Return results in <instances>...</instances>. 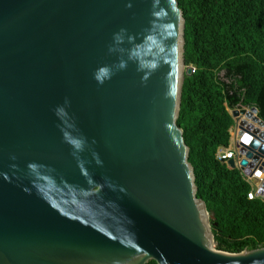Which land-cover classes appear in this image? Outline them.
<instances>
[{
	"label": "water",
	"instance_id": "95a60500",
	"mask_svg": "<svg viewBox=\"0 0 264 264\" xmlns=\"http://www.w3.org/2000/svg\"><path fill=\"white\" fill-rule=\"evenodd\" d=\"M183 29L177 0H0V264H264L216 250L196 197ZM251 112L264 128L230 115ZM239 130V171L264 172V133Z\"/></svg>",
	"mask_w": 264,
	"mask_h": 264
},
{
	"label": "trees",
	"instance_id": "16d2710c",
	"mask_svg": "<svg viewBox=\"0 0 264 264\" xmlns=\"http://www.w3.org/2000/svg\"><path fill=\"white\" fill-rule=\"evenodd\" d=\"M184 20L177 126L188 148L196 197L208 213L214 248L264 247V202L215 153L229 144L230 111L254 107L264 122V0H177ZM148 264H156L151 261Z\"/></svg>",
	"mask_w": 264,
	"mask_h": 264
},
{
	"label": "built area",
	"instance_id": "2783aa9c",
	"mask_svg": "<svg viewBox=\"0 0 264 264\" xmlns=\"http://www.w3.org/2000/svg\"><path fill=\"white\" fill-rule=\"evenodd\" d=\"M191 72H194L193 68H192ZM234 119H233V122H234ZM236 119L239 120V122L237 123V138H236V140L234 142H231L229 139V144L227 147H219L215 153V158L218 162H220L221 164H224L227 168H229V166L227 164L228 161H230V160L234 161L235 165H236V169L239 171V169H238L239 159L237 158V153H238V149L241 147L240 145L242 143V138H243L241 135V131L239 130V123L241 120H244V119H239V118H236ZM247 125H250V124H247ZM251 126L254 129H257L253 125H251ZM232 128L233 127H231L229 130L230 135H231ZM257 130H258V133L256 134L257 136L261 133H264L263 131H260L259 129H257ZM251 133H252V131H251ZM257 165L260 166V163ZM258 166L251 172V175H245L241 171H239V172L242 176L243 181L246 182L250 186V189L246 194L247 199L248 200L259 199V200L264 202V193L259 195L257 192L258 191L257 189L261 187L260 184L264 180V172ZM263 192H264V189H263Z\"/></svg>",
	"mask_w": 264,
	"mask_h": 264
},
{
	"label": "clouds",
	"instance_id": "9594fccd",
	"mask_svg": "<svg viewBox=\"0 0 264 264\" xmlns=\"http://www.w3.org/2000/svg\"><path fill=\"white\" fill-rule=\"evenodd\" d=\"M124 33H125V30L120 29L119 33L114 34V42H115L116 47H110L109 52L118 51V52L123 53L124 49L118 47V45L124 40ZM128 39L130 40L131 38L128 37ZM125 67H126V62L123 59H121L118 64L112 65L111 68L104 67L99 71H102L104 73V78H108L112 73H114L115 70H123ZM95 78L97 79L98 83H103V79H101L99 76H95ZM67 103H68V101H67V99H65V104H67ZM57 111H62V108H60L58 106ZM71 143L76 148L80 147L79 141L74 140V141H71Z\"/></svg>",
	"mask_w": 264,
	"mask_h": 264
},
{
	"label": "rangeland",
	"instance_id": "374dc122",
	"mask_svg": "<svg viewBox=\"0 0 264 264\" xmlns=\"http://www.w3.org/2000/svg\"><path fill=\"white\" fill-rule=\"evenodd\" d=\"M238 110H240V108ZM231 112L232 111H230L229 113L231 114ZM239 119H244L246 122L250 123V121H248L247 118H245L243 116H240ZM238 122H239L238 119H234V122H233V125H232L233 128L231 130V135H230V141L231 142H234L236 140V138H237V123Z\"/></svg>",
	"mask_w": 264,
	"mask_h": 264
},
{
	"label": "bare ground",
	"instance_id": "6f19581e",
	"mask_svg": "<svg viewBox=\"0 0 264 264\" xmlns=\"http://www.w3.org/2000/svg\"><path fill=\"white\" fill-rule=\"evenodd\" d=\"M248 112H250V111H248ZM254 118H255V114L251 112V113H250V117L247 118V120L250 121V123L247 122V124L253 125L255 128H257V129H259L260 131H263V132H264V128H263L262 126H260V125L258 124V122L255 121Z\"/></svg>",
	"mask_w": 264,
	"mask_h": 264
}]
</instances>
